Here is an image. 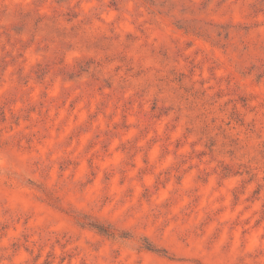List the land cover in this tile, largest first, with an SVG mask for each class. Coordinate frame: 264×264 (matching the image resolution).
Returning <instances> with one entry per match:
<instances>
[{"label": "rangeland", "instance_id": "obj_1", "mask_svg": "<svg viewBox=\"0 0 264 264\" xmlns=\"http://www.w3.org/2000/svg\"><path fill=\"white\" fill-rule=\"evenodd\" d=\"M0 264H264V0H0Z\"/></svg>", "mask_w": 264, "mask_h": 264}]
</instances>
